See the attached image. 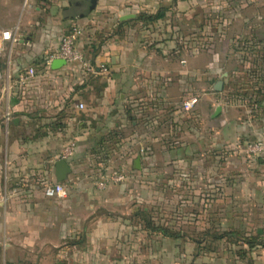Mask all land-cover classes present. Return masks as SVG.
<instances>
[{"label":"rangeland","instance_id":"rangeland-1","mask_svg":"<svg viewBox=\"0 0 264 264\" xmlns=\"http://www.w3.org/2000/svg\"><path fill=\"white\" fill-rule=\"evenodd\" d=\"M250 8L260 7L255 0H196L192 11L189 9L193 18L186 34L181 42L172 44L181 45L182 61H187L184 92L172 90L163 96L162 84L151 85L147 75L141 87L136 84L126 90L125 111L133 109L138 124L128 119L125 127L118 128L124 135L120 143L106 140L100 148V137L95 139V146L76 169V193L80 189L90 195L75 200L72 209L81 220L76 239L97 237L102 232L99 222L111 219L121 223L119 231H112L109 241L92 244L120 258L116 264H253L263 256L264 248L258 246L241 259L234 253L237 246L223 241L206 242L203 254L196 255V245L189 239L208 229L204 222L211 218L254 235L260 231L264 237V148L250 149L255 143L264 146V15H250ZM233 12L239 13L235 23L230 17ZM148 25L134 24L133 33L140 34V42L151 48L155 43L150 44L148 29L163 31L169 23ZM170 58L174 65L180 64L174 55ZM220 80L223 87L218 90L215 84ZM190 97H198L199 103L186 111L183 102ZM83 102L89 107L95 99L91 96ZM218 106L221 112L213 117ZM111 129L116 128L112 125ZM135 134H144L138 137L143 141L140 145L137 141L131 144ZM141 145L145 152L140 151ZM138 157L140 169L135 167ZM121 173L123 181L105 189L98 187L102 175ZM67 190L64 199L69 201L75 191ZM60 201L51 198L47 205L63 203ZM138 211H147L157 223L182 228L188 239L148 234ZM215 211L218 216L210 217ZM194 218L202 220L198 224L203 228L189 223ZM223 229L231 230L227 225L212 230Z\"/></svg>","mask_w":264,"mask_h":264},{"label":"crops","instance_id":"crops-1","mask_svg":"<svg viewBox=\"0 0 264 264\" xmlns=\"http://www.w3.org/2000/svg\"><path fill=\"white\" fill-rule=\"evenodd\" d=\"M255 1L260 8L247 12L261 17L264 0ZM195 4L196 0H95L94 4L93 0H0V25L18 30L19 35L0 54V264H116L120 260L92 244L113 238L112 231L121 225L117 220H101L102 232L95 238L76 239L81 220L72 211L75 200L90 198L86 191L76 193V169L95 146V139L112 125H127L126 90L136 84L141 87L145 75L151 77V85L162 84L163 96L172 90L184 92L188 65L182 61L181 45L172 44L186 34L193 18L189 9ZM161 8L165 16L153 23L169 25L163 31L148 29L150 44L155 43L149 48L140 42V34L133 33L135 18ZM238 15H230L233 23ZM75 25L82 29L76 48L90 56L86 59L97 73L57 56L46 66L47 58L58 51L62 37ZM172 55L180 64H173ZM31 66H37L36 77L21 83ZM91 96L94 104L81 109L79 103ZM173 101L177 103V96ZM140 136L144 134L133 135L131 144L143 143ZM71 141L76 142L75 153L63 159L72 170L60 181L56 162ZM48 182H63L75 192L69 201L59 199L63 203L47 205L51 198L42 187ZM253 264H264V254Z\"/></svg>","mask_w":264,"mask_h":264},{"label":"trees","instance_id":"trees-1","mask_svg":"<svg viewBox=\"0 0 264 264\" xmlns=\"http://www.w3.org/2000/svg\"><path fill=\"white\" fill-rule=\"evenodd\" d=\"M165 16L164 9H159L156 13H140L137 18H135V24L136 23H142L143 25L151 24L155 21H158L162 19ZM121 33V30L118 31ZM264 41V39L262 40ZM37 69V66H34ZM126 115L128 116V119H130L131 123L133 124L134 121H137L133 109H127ZM131 116V118H129ZM138 123V121H137ZM137 125V124H136ZM124 139V135L119 131L118 127L116 129L109 130L106 134L100 136V140L98 139V146L102 148V143H104L106 140H110V142L120 143ZM62 155V154H61ZM60 155V157H61ZM194 215H197V211H192ZM218 211H215L214 213L210 214V217L218 216ZM137 215L139 217H142V225L143 229L147 231L148 234H159L163 237L170 238L173 240L178 239H188L187 234L185 235L182 231V228L175 229L172 226H169L166 223L160 224L154 221L153 217H150L147 213V211H138ZM202 221L201 219L194 218L189 223L193 225V227L196 228H203V226L199 225L198 222ZM205 226L208 227V229L202 231L199 236L193 237L190 236L189 239L194 242L196 245V255L203 254V250H205V244L206 242L214 243V242H226L227 245L237 246V249L234 250V253L236 256L240 257L241 259H244L247 257L251 251H253L258 246H261L264 248V237L262 232L259 231L257 235L248 233L247 231H241L239 228H236L234 224L226 223L228 228L230 229H223L222 231L218 230H212V229H218V227L223 226L224 222L221 223L218 221L217 218H211L204 222ZM183 226V225H181ZM192 227V226H188ZM239 248V249H238ZM209 251H213V249L208 248ZM229 251H232V247L230 246ZM233 256V255H232Z\"/></svg>","mask_w":264,"mask_h":264},{"label":"built area","instance_id":"built-area-1","mask_svg":"<svg viewBox=\"0 0 264 264\" xmlns=\"http://www.w3.org/2000/svg\"><path fill=\"white\" fill-rule=\"evenodd\" d=\"M82 32L81 27L75 25L72 29L69 30L61 39L60 47L57 52L53 53L50 58L46 60V66L50 65L52 57L57 56L64 59L67 63H79L86 71L97 73L99 70L88 63L85 54L79 51L76 48V42ZM19 40L18 30L13 32L10 30L3 29L0 25V54L5 51L7 48V42L13 44ZM100 69L103 71H108L106 66H101ZM37 75V69L34 66H31L25 74L20 78L21 83L28 84L34 80ZM3 78V72L0 69V79ZM199 103L198 97L187 98L183 102L184 110L190 111L193 110ZM84 103H79L81 109L84 108ZM264 148L262 143H255L250 146L252 150H262ZM76 142L71 141L65 146L61 157L68 158L72 157L75 153ZM141 152H145L146 148L144 146L140 147ZM125 175L114 174V175H102L97 185L100 189H105L109 185L123 181ZM44 194L49 198L64 199L68 196L67 187L63 182H54L48 183L44 186Z\"/></svg>","mask_w":264,"mask_h":264},{"label":"water","instance_id":"water-1","mask_svg":"<svg viewBox=\"0 0 264 264\" xmlns=\"http://www.w3.org/2000/svg\"><path fill=\"white\" fill-rule=\"evenodd\" d=\"M95 3V0H93V4ZM228 73H224V75H227ZM223 87V81L220 80L218 81L216 84H215V88L218 89V90H221ZM221 109L222 107L221 106H218L216 111L214 112L213 114V117L217 116L220 112H221ZM135 167L140 169L141 168V158L138 157L136 160H135ZM72 168L71 166L69 165V163L67 162L66 159H59L57 162H56V174H57V177L60 181H63L65 180V177L66 175L71 172Z\"/></svg>","mask_w":264,"mask_h":264}]
</instances>
